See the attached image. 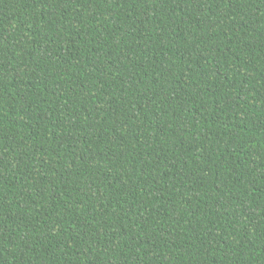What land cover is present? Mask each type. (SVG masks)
<instances>
[{
  "label": "trees",
  "instance_id": "16d2710c",
  "mask_svg": "<svg viewBox=\"0 0 264 264\" xmlns=\"http://www.w3.org/2000/svg\"><path fill=\"white\" fill-rule=\"evenodd\" d=\"M0 264H264V0H0Z\"/></svg>",
  "mask_w": 264,
  "mask_h": 264
}]
</instances>
